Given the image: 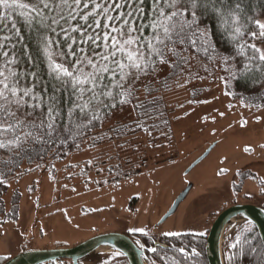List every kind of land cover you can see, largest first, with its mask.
<instances>
[{
  "label": "snow or ice",
  "instance_id": "6c2138e0",
  "mask_svg": "<svg viewBox=\"0 0 264 264\" xmlns=\"http://www.w3.org/2000/svg\"><path fill=\"white\" fill-rule=\"evenodd\" d=\"M241 8L240 0H0V136L7 134L0 149L19 156L37 143L95 140L90 133L118 110L144 107L137 94L161 73L199 79V70L193 69L201 54L225 65L231 76L253 67L264 70V23L255 19L253 30L251 18L243 22ZM209 12L229 25L234 51L228 55L216 47L215 31L205 19ZM21 21L34 32L46 79L37 70L38 57L26 43ZM22 61L31 67L21 69ZM200 67L207 71V65ZM4 179L0 173V185ZM162 235L179 238L183 233ZM243 243L257 251L249 241ZM171 247L173 255L165 252L161 264H183L176 253L185 260L200 255L195 248ZM227 259L231 264L233 254Z\"/></svg>",
  "mask_w": 264,
  "mask_h": 264
},
{
  "label": "rangeland",
  "instance_id": "374dc122",
  "mask_svg": "<svg viewBox=\"0 0 264 264\" xmlns=\"http://www.w3.org/2000/svg\"><path fill=\"white\" fill-rule=\"evenodd\" d=\"M200 64L207 63L200 60L193 69L199 70V79L185 73L167 80L159 93L156 85L149 91L141 90L137 95L143 108L118 110L103 126L126 125L144 113L152 114L146 120L149 122L163 117L160 111L166 108L170 117H176L170 144L154 143L143 133L127 134L129 137L121 142H127L129 149L140 142L156 148L151 152L142 145L136 152L120 154V149L114 151V141L98 140L92 148L84 142L66 157L47 160L46 168L45 163L43 167L37 162L30 167L22 165L23 172L8 179L6 190L0 194V258L16 255L22 246L27 250L71 247L102 232L128 235L136 232L131 229H143L137 233L198 234L205 231L212 213L231 201L230 190L227 194L219 191L223 177L239 163H252L255 175L264 177V109L256 110L254 116L247 114L254 113L255 108L241 96L227 95L223 72L216 65H207L205 71ZM157 98L164 100L165 107L157 106ZM150 107L155 108L152 113L145 110ZM213 137L219 140L216 146L185 174ZM157 150L163 155L155 159ZM175 150L179 154L173 158ZM118 155L120 158L115 157ZM125 158L126 166L120 164ZM92 164L100 175L86 171L88 166L95 171ZM110 168L118 171L109 174ZM189 184L192 187L176 212L160 222ZM235 222L227 225L223 239L244 224ZM115 256L111 251H97L89 254L84 264L127 263Z\"/></svg>",
  "mask_w": 264,
  "mask_h": 264
},
{
  "label": "trees",
  "instance_id": "16d2710c",
  "mask_svg": "<svg viewBox=\"0 0 264 264\" xmlns=\"http://www.w3.org/2000/svg\"><path fill=\"white\" fill-rule=\"evenodd\" d=\"M25 2H28V0H25ZM240 2L242 4V8L240 11H241L242 17L244 18L243 22H247L249 18H251L253 22L249 24V27L252 28L253 30H256V27L254 24L255 19H259L262 23H264V0H240ZM225 3H227V0H225ZM209 17H211V19H209ZM205 19L209 23V25L213 27L215 31V35L213 36V39L215 41L216 47L221 52H223L225 55H228L232 51H234V46L231 42L230 35H229V25L222 24V21L218 20L215 14L211 12L208 13ZM19 27L21 29V32L25 36L26 43L28 47L30 48V50L32 51L33 57H38L37 70L41 73L42 76H45V79H46L47 69H46L45 64L42 62L43 61L42 55L38 53L39 46L36 42V37L34 35L33 30L30 29L22 21L19 22ZM241 59H242L241 57H237L238 61ZM200 60L207 63V65H210V67H213L216 65L219 71L223 72L226 78V81L228 83V84L226 83L227 91H228L227 95L231 94L230 97H233V98L241 96L242 100L245 102H249L250 106H252L253 108L258 107V105H261V107L264 106V70H262L260 67H253L249 71L238 72L235 76H231L229 71L225 70L226 66L221 64L219 61H216L215 63H210L206 58L203 57L202 54H201ZM242 66L243 65L241 64L240 67ZM25 67L30 68L31 66L27 65L26 63L22 61L20 64V68L24 69ZM169 79L170 78H168L164 73H161V76L157 78L155 81L147 82L148 84L147 89L142 87L141 90L149 91L152 88L154 89V86L156 85L155 89H157L156 91L158 92L160 89H162L163 86H165L167 80ZM159 83L162 85L160 88H159V85H160ZM163 103H164V100L162 98H157V104H158L157 106L165 107V104ZM164 109L160 111L161 112L160 116H163V117H159L156 120H152L149 122H146V120L147 118L149 119V117H153L152 114H147V116L137 115L136 117H139V118H136V121L131 122L133 123V125L131 126H128L131 123L126 124V125L117 123L115 124V126L111 128H103V127L100 128L99 126H97V130L90 133L91 136H95V140H89V138L87 137L83 139L77 138L75 140L69 139L67 143L63 144V146H61L59 141L54 146L42 145V144L37 143L34 146L25 148L24 152L26 154L22 153L19 156L13 155V153L8 149H0V173H3L5 176L4 183L0 185V194L6 190L7 186L5 185V183L8 179L17 178V176H19L18 174H21L23 172V170L21 169L22 165L26 164L27 167H30L33 165V163L37 162L38 164H40V167H43V164L47 160L66 157L67 154L76 151L77 148L81 146V144L84 142L91 144V146L95 145V143H97L98 140L101 141L100 140L101 136L105 138L103 141L105 140L107 141V139H109L112 142L114 141L113 144H115L116 146L121 145L122 147H119L120 150L125 149L124 151H131V152L138 151L142 145L147 147V149L151 152L153 151V149L156 148V147L154 148L152 145L142 144L140 142L141 144L139 143V145L130 147L129 149V146L126 147L125 145L127 142H121L122 139L129 137V136H136L139 133H143L145 137L148 136V138L151 139L154 143L155 141L158 142L159 140L163 144L164 143L170 144L171 140H173L171 138L174 137L173 126H174V123H176V117L175 118L170 117L169 116L170 112H167L166 108ZM145 110L150 111V113H152L151 110L154 111L155 108L150 107V108H145ZM137 124H141L143 125V127H137ZM132 128H135L133 132H130V133L126 132L127 129L129 130ZM127 134L129 136H127ZM6 135L7 134H4V136ZM4 136H0V139H3ZM211 139L210 141H212ZM151 146L153 148H151ZM178 154H179V151L175 150L172 153V157L175 158L176 155ZM162 155L163 154L161 152H158L157 150V156L155 157V159H157L158 157ZM168 161H172V159ZM128 236H130L134 241L136 240L135 235L128 234ZM183 236H190V239L192 237L200 238L192 234H183L181 237ZM181 237L179 238L170 237V239L180 240ZM135 242L137 243V241ZM139 242L142 243V240H140ZM193 242H199L200 244V246L195 247V249L200 253L199 256L189 255L187 259L185 260L181 254L176 253V255L182 260L183 264H207L206 259L204 257L203 245H202L201 240L199 241L193 240ZM176 245L177 247L184 246L189 251L193 249V248H188L187 243H182L180 241L176 243ZM156 248L159 250L157 254H153L150 251L146 252L145 261L147 264H151V261L153 260H155L157 264H161L159 257L164 256L165 252H167L168 256H171L174 253V250L172 248L170 249H165V248H160V247H156ZM115 257L122 258L125 260V258L121 255L115 256ZM80 264H83V262L81 261ZM104 264H109V263L106 262Z\"/></svg>",
  "mask_w": 264,
  "mask_h": 264
},
{
  "label": "water",
  "instance_id": "95a60500",
  "mask_svg": "<svg viewBox=\"0 0 264 264\" xmlns=\"http://www.w3.org/2000/svg\"><path fill=\"white\" fill-rule=\"evenodd\" d=\"M219 140L214 139L203 149V152L190 164L185 174L200 163L216 146ZM192 184H189L173 201L171 207L160 222L174 214L189 193ZM250 222L257 227L264 247V210L255 205L235 204L220 211L212 221L205 238L204 254L207 264H226L222 238L227 224ZM234 224V223H233ZM231 225V224H230ZM107 249L113 253H122L128 264H147L146 246L142 249L128 235L120 232H102L92 235L80 243L66 248H48L22 251L2 264H58V261L69 260L71 264H79L89 254Z\"/></svg>",
  "mask_w": 264,
  "mask_h": 264
},
{
  "label": "flooded vegetation",
  "instance_id": "af4514ba",
  "mask_svg": "<svg viewBox=\"0 0 264 264\" xmlns=\"http://www.w3.org/2000/svg\"><path fill=\"white\" fill-rule=\"evenodd\" d=\"M264 107V106H263ZM264 108L261 107V105H258V107H255L254 113H247L251 116H254L256 113V110H262ZM246 114V115H247ZM214 141V140H213ZM89 148H92V146H88ZM116 148L119 149V147H115L114 151H116ZM121 154L122 151L124 150H118ZM115 157H119L115 156ZM120 158V157H119ZM142 161V160H141ZM121 165H127L126 158L124 161H120ZM141 164V163H140ZM94 167V172L90 169V166L86 168V171L95 173V174H101L99 170L95 168V165L92 164ZM255 166L252 165V163H239L238 166L236 167L235 170H232V173L229 176L223 177V184L222 187L220 188L219 194H227L229 193L232 195L231 201L230 202H225L224 205L218 210L217 212L212 213V216L210 217L211 220L204 226L205 231L204 235L200 236L198 234L192 233V232H185L183 234H192L196 235L200 238L192 237L190 239V236H183L180 238V240H172L170 237H165V236H151L148 234L144 233H137V232H132L131 234L136 236L135 241H140L142 240V244H144L147 248L146 252H148V249L152 247H160V248H165V249H170L172 248V244H176L179 241L182 243H187L188 248H195L200 246L199 242H193V240H201L202 245H203V251H204V244H205V238L206 234L208 232V229L216 217V215L222 211L223 209L235 205V204H247V205H255L264 210V177H257L255 175ZM46 168V164H45ZM42 171V170H41ZM118 169H109V174L116 172ZM226 172V171H225ZM223 172V173H225ZM94 174V175H95ZM102 174H107V173H102ZM108 175V174H107ZM121 176H126V174H122ZM85 181V179H83ZM88 181V180H86ZM103 182V181H102ZM252 187H255L254 190H251ZM242 226H239L238 228L234 229L233 234L229 235L228 238L224 239L222 238V243L224 242L225 247V260L226 264H229V261L227 257L230 254H233V260L231 261V264H264V247L261 241V238L259 236L257 227L254 226L250 222H242ZM251 225V227L254 229L253 231L249 232L248 227ZM224 235V234H223ZM185 237V238H184ZM237 239H239L240 243H237ZM249 241L253 247L257 248L256 252H252L249 248V244L243 243V241ZM227 241V242H226ZM236 244L235 248H232L231 245ZM223 246V244H222ZM48 249V248H46ZM22 251H27V248H24L23 246L20 248L19 253ZM223 251V252H224ZM18 254V253H17ZM15 256V255H14ZM13 257V256H11ZM10 256L7 257H1L0 258V264L4 263L8 259L11 258ZM205 257V254H204ZM206 259V258H205ZM84 264V260L82 261ZM207 263V261H206ZM54 264V263H50ZM58 264H71L69 260H63L58 261ZM80 264V263H79Z\"/></svg>",
  "mask_w": 264,
  "mask_h": 264
},
{
  "label": "bare ground",
  "instance_id": "6f19581e",
  "mask_svg": "<svg viewBox=\"0 0 264 264\" xmlns=\"http://www.w3.org/2000/svg\"><path fill=\"white\" fill-rule=\"evenodd\" d=\"M235 221H236V220H232V221H230L229 223H232V222H235ZM229 223H228V224H229ZM228 224H227V225H228ZM102 250L107 251V249H102ZM98 251H100V250H98Z\"/></svg>",
  "mask_w": 264,
  "mask_h": 264
}]
</instances>
